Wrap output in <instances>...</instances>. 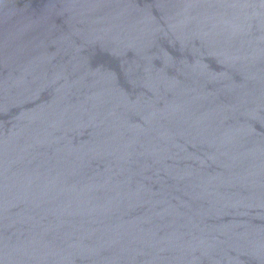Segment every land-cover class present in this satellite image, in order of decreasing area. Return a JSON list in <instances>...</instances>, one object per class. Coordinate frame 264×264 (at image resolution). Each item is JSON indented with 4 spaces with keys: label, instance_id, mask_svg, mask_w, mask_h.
Here are the masks:
<instances>
[{
    "label": "water",
    "instance_id": "obj_1",
    "mask_svg": "<svg viewBox=\"0 0 264 264\" xmlns=\"http://www.w3.org/2000/svg\"><path fill=\"white\" fill-rule=\"evenodd\" d=\"M0 264H264V0H0Z\"/></svg>",
    "mask_w": 264,
    "mask_h": 264
}]
</instances>
